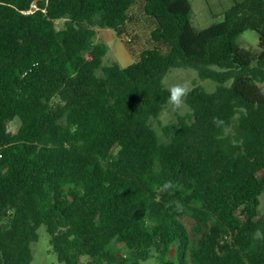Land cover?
I'll return each mask as SVG.
<instances>
[{
    "label": "trees",
    "instance_id": "1",
    "mask_svg": "<svg viewBox=\"0 0 264 264\" xmlns=\"http://www.w3.org/2000/svg\"><path fill=\"white\" fill-rule=\"evenodd\" d=\"M136 1L0 0V264H31L41 226L59 264H264V0L202 30L190 0H142L168 53L103 66L97 29ZM173 69L216 90L195 84L162 141Z\"/></svg>",
    "mask_w": 264,
    "mask_h": 264
},
{
    "label": "rangeland",
    "instance_id": "2",
    "mask_svg": "<svg viewBox=\"0 0 264 264\" xmlns=\"http://www.w3.org/2000/svg\"><path fill=\"white\" fill-rule=\"evenodd\" d=\"M242 1V0H238ZM192 5L191 20L193 27L196 30L207 28L213 23H220L224 20V13L228 11L234 3V0H190ZM128 22L119 30H101L97 29L96 42H104L109 51L103 59V66H109L113 63L119 64L125 68L137 62L144 50L159 48L163 54H167L168 47L162 44H156L151 39V32L158 27L156 20L149 17L144 12V3L142 0H137L135 4L128 10ZM64 22H57V28L62 29ZM236 43L253 53H258V34L254 31H246L240 35ZM101 74L100 72L98 73ZM187 83L190 90L195 84L202 85L208 92L216 90V84L212 81H201L197 73L189 69H173L164 79L165 86L169 89L177 83ZM264 90V85H262ZM185 104V103H184ZM186 105V104H185ZM191 111L189 107H183L179 110L168 104L162 112L158 120H152L151 124L160 136L162 141H166L162 128L170 123H176L178 116H185ZM19 128V123L14 122L10 125V130L16 132ZM262 205L260 211L264 210V198H261ZM185 225L191 230L194 222L190 219L184 220ZM39 239L31 245L33 260L31 264H59L56 253L50 245V236L44 226L38 230ZM125 253V251H123ZM84 264H88V259H83ZM146 264H156L152 260Z\"/></svg>",
    "mask_w": 264,
    "mask_h": 264
},
{
    "label": "clouds",
    "instance_id": "3",
    "mask_svg": "<svg viewBox=\"0 0 264 264\" xmlns=\"http://www.w3.org/2000/svg\"><path fill=\"white\" fill-rule=\"evenodd\" d=\"M190 91L189 85L185 83H177L172 85L169 88L168 103L173 106L174 109L179 110L183 107H186L184 100ZM170 183L165 184V188L169 187ZM260 232L254 234V238H259Z\"/></svg>",
    "mask_w": 264,
    "mask_h": 264
},
{
    "label": "built area",
    "instance_id": "4",
    "mask_svg": "<svg viewBox=\"0 0 264 264\" xmlns=\"http://www.w3.org/2000/svg\"><path fill=\"white\" fill-rule=\"evenodd\" d=\"M38 9H37V6L35 4H33L30 8V10L28 12H26L25 14H33L34 12H36Z\"/></svg>",
    "mask_w": 264,
    "mask_h": 264
},
{
    "label": "crops",
    "instance_id": "5",
    "mask_svg": "<svg viewBox=\"0 0 264 264\" xmlns=\"http://www.w3.org/2000/svg\"><path fill=\"white\" fill-rule=\"evenodd\" d=\"M104 30H108V29H104Z\"/></svg>",
    "mask_w": 264,
    "mask_h": 264
}]
</instances>
